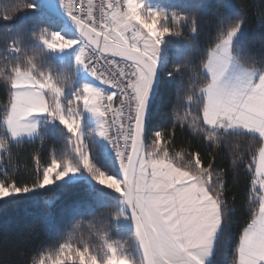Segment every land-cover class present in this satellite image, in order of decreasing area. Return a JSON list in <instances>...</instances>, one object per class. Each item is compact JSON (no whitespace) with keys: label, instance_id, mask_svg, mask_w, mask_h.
<instances>
[{"label":"snow or ice","instance_id":"1","mask_svg":"<svg viewBox=\"0 0 264 264\" xmlns=\"http://www.w3.org/2000/svg\"><path fill=\"white\" fill-rule=\"evenodd\" d=\"M61 6L77 26L78 39L40 27L32 34L38 50L30 54L21 40L11 41L9 51L17 58L0 60L7 90L0 113L7 133L0 135V163L7 157L12 165L10 139L39 138L43 147L46 135L38 130L40 118L66 130L65 149L57 155L53 144L44 162L37 148L32 153V182L18 184L5 174L0 179V200L86 173L100 192L119 194L122 207L105 206L95 192L87 191L96 204L90 221L101 239L96 250L91 241L70 237L54 250L38 254L31 264H208L230 237L240 169L247 218L232 245L229 264H264V65L242 67L226 79L234 64L231 45L240 25L228 28L194 66V73L186 74L187 63L175 69L181 81L169 111L171 126L149 132L146 116L161 45L166 37L181 36L186 26L195 33V17L149 8L145 0H61ZM13 7L14 11L5 9L0 19L10 20L36 5L23 0ZM77 45L75 65L106 85L107 91L88 83L73 87L74 70L41 66L45 49L63 51ZM185 98L188 109L195 98L196 111L186 110L181 116L178 108ZM84 113L94 117L88 133L82 128ZM189 129L215 151L241 139L254 146L243 154L233 151L234 171L218 169L211 152L202 154L190 141L188 148L195 150L178 145L182 134L192 135ZM92 136L112 146L111 169L89 149ZM122 218L130 221L131 231L127 239L116 241L110 229Z\"/></svg>","mask_w":264,"mask_h":264},{"label":"trees","instance_id":"2","mask_svg":"<svg viewBox=\"0 0 264 264\" xmlns=\"http://www.w3.org/2000/svg\"><path fill=\"white\" fill-rule=\"evenodd\" d=\"M29 2L34 3L36 7L23 10L10 20L0 19V60L12 61L17 58V54L9 51L8 45L11 41L21 40L25 50L31 54L40 48L32 38L35 31L40 27L60 31L62 26H65L45 10L40 0H29ZM154 2L164 6L170 13L178 12L181 15L195 17L197 31L192 33L186 26L181 36L165 38L158 63L160 72L158 88L147 114L146 129L149 132L171 126L172 118L169 111L176 96L180 94L181 81V76L175 69L187 63L186 74L194 73V66H199L198 61L206 56L209 48L218 42L230 26L237 23L240 25V34L232 47V52L240 63L245 67L264 65V0H154ZM22 3L23 0H0V14L5 9L14 11L13 6ZM44 52L41 58L42 67L53 71L72 69L76 72L72 61H62L60 57L46 49ZM2 66L0 61V67ZM82 84L83 79L78 78L76 74L73 87ZM6 102L7 90L4 78L0 77V113ZM188 103L185 98L184 106L178 108L181 116L186 110L195 113L197 103L195 98L191 109L187 108ZM90 130L88 126L87 131ZM40 132L46 135V142L42 148L39 138L13 141L9 137V146L13 153L11 166L17 170L13 171L6 157L0 163V179L7 174L18 184L32 182L31 169L34 166L32 153L37 148H40L41 159L44 162L49 160L50 148L53 144L57 155L63 154L65 137L68 134L58 122L45 123L40 127ZM189 132L192 135L180 136L177 142L179 146L189 151L195 150L188 148L186 142L190 141L202 154L207 155L211 152L214 156L213 163L218 169L230 172L234 171V162L237 160L233 151L243 154L249 147L254 146V142L241 139L232 141L230 145L225 144L221 151H215L208 149L199 141V137L194 135V129H189ZM0 135L7 137V133L3 132L2 122H0ZM90 150L96 155L99 163L109 169L113 167L112 151L108 152L94 139V136L90 140ZM243 172L244 170L240 169L241 182L233 194L236 196V206L229 227L230 237L226 246L220 244L217 247L209 264H229L232 245L247 218L248 201L244 192ZM87 191L95 192L105 206L115 209L122 207L119 194L107 189L100 192V186L87 178L57 181L46 188L0 200V264H31L32 259L38 254L54 250L59 243L70 237L81 243L91 241L93 249L96 250L101 239L90 224L96 204L88 196ZM78 201L86 203L77 206L75 203ZM77 221H80V224L73 232ZM130 231L131 223L122 218L118 227L113 226L110 229V234L113 240L122 241L128 238Z\"/></svg>","mask_w":264,"mask_h":264},{"label":"rangeland","instance_id":"3","mask_svg":"<svg viewBox=\"0 0 264 264\" xmlns=\"http://www.w3.org/2000/svg\"><path fill=\"white\" fill-rule=\"evenodd\" d=\"M53 2H55V4H56V6L58 7V8H61L62 10H65L62 6H61V0H53ZM145 4H146V6L147 7H149V8H152V9H159V10H164V11H166L167 13H169L170 14V12L164 7V6H162V5H160V4H157L156 2H154V0H145ZM66 11V10H65ZM50 32H53V31H55V30H49ZM57 32H60L62 35H64L65 36V38H70V39H78L79 38V34L78 33H76L71 27H69V26H62V28H61V30L60 31H57ZM239 34H240V30L237 32V34H236V36H234L233 37V41H232V45H231V51H232V47H233V43H234V41L238 38V36H239ZM37 44H39L37 41H35ZM163 45V44H162ZM162 45H161V48H162ZM78 45L77 46H74L72 49H65V50H63V51H55V52H52V51H50V50H47V51H49V52H51V53H53L54 55H56V56H58V57H64V56H66V55H69V54H72L71 56H73L72 57V59H71V61H74V57H75V55H76V52L78 51ZM232 54H233V52H232ZM233 56H234V54H233ZM62 60V59H61ZM62 61H65V60H62ZM70 61V60H69ZM159 61H160V56H159V60H158V63H159ZM75 65V64H74ZM242 67H245V66H243L241 63H240V61L234 56V64H233V66H232V68L229 70V72H228V76L226 77V79H230V78H232L235 74H238L239 73V71H240V68H242ZM75 68H76V66H75ZM78 69H79V71L81 70V67H78ZM76 74H77V76H78V78H80V76H79V74H78V71H77V69H76ZM87 78H89L90 77V75H87L86 76ZM80 79H82V78H80ZM95 79V78H94ZM82 81V80H81ZM95 81L97 82V83H99V84H101V85H104L103 83H101L100 81H98V80H96L95 79ZM86 83H88L89 84V80H88V82H86ZM105 86V85H104ZM87 118V119H86ZM45 123H48V124H54L53 122H51V121H48V120H45L44 118H40V122H39V124H38V130L40 131V127L42 126V125H44ZM90 127L91 129L94 127V117H92L90 114H88V113H84V116H83V120H82V128H83V130H84V132L85 133H88V131H87V127ZM91 138L92 137H89L88 138V144H89V149H90V140H91ZM28 140V139H32V138H30V137H23V138H17V139H15V140H13V141H19V140ZM94 139L98 142V143H100L101 145H103L105 148H106V150L108 151V152H110V151H112L111 150V147H110V145L106 142V141H104V140H102L101 138H99V137H95L94 136ZM111 155H113V154H111ZM114 157V156H113ZM118 163V162H117ZM78 178H87L88 180H90V177L85 173V174H83V175H81V174H77V176H76V178L75 179H78ZM66 180H74L71 176L70 177H66L65 178V180L64 181H66ZM91 181V180H90ZM93 182V181H92ZM130 222V221H129ZM211 261V260H210Z\"/></svg>","mask_w":264,"mask_h":264},{"label":"water","instance_id":"4","mask_svg":"<svg viewBox=\"0 0 264 264\" xmlns=\"http://www.w3.org/2000/svg\"><path fill=\"white\" fill-rule=\"evenodd\" d=\"M41 1V4L44 6L45 10L52 16L54 17L55 19L61 21L62 23H64L66 26H69L71 27L76 33L79 34L78 32V28L77 26L75 25V23L71 20L70 16L67 14V12L65 10H62L60 8H58L52 0H40ZM159 78H160V72H159V65L157 67V74H156V77H155V88L153 90V93H152V98H151V101L149 103V106H148V110H149V107L151 105V102L157 92V88H158V83H159ZM147 114H148V111H147ZM146 122H147V116H146Z\"/></svg>","mask_w":264,"mask_h":264},{"label":"crops","instance_id":"5","mask_svg":"<svg viewBox=\"0 0 264 264\" xmlns=\"http://www.w3.org/2000/svg\"><path fill=\"white\" fill-rule=\"evenodd\" d=\"M53 1V0H52ZM54 4H55V2H53ZM56 5V4H55ZM61 9V8H60ZM72 54H69V55H66V56H64V57H60L62 60H70L71 61V59H72V57L73 56H71ZM74 64H75V61H72ZM76 66V65H75ZM76 69H77V71H78V74H79V76H80V78H82L83 79V84L84 83H86V82H88V80H89V84H91V85H93V86H96V87H99V88H101V89H104V90H106V89H108V87L105 85H101V84H99V83H97L96 81H95V79H94V77L88 72V71H86L84 68H82L81 67V70L79 71V69H78V66H76ZM87 75H90V77L89 78H87L86 76ZM87 119V118H86ZM213 256V255H212ZM212 256L209 258V260H208V264L211 262L210 260H212Z\"/></svg>","mask_w":264,"mask_h":264},{"label":"built area","instance_id":"6","mask_svg":"<svg viewBox=\"0 0 264 264\" xmlns=\"http://www.w3.org/2000/svg\"><path fill=\"white\" fill-rule=\"evenodd\" d=\"M94 3H99V0H94ZM108 89H106L105 91H107ZM110 145V144H109ZM111 150H112V146L110 145ZM113 156L115 157V152L112 150ZM118 164V163H117Z\"/></svg>","mask_w":264,"mask_h":264}]
</instances>
